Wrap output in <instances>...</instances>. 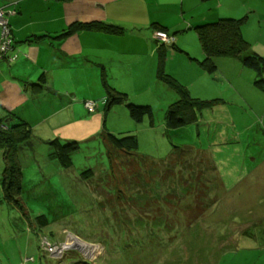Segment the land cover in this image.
<instances>
[{"label": "rangeland", "instance_id": "374dc122", "mask_svg": "<svg viewBox=\"0 0 264 264\" xmlns=\"http://www.w3.org/2000/svg\"><path fill=\"white\" fill-rule=\"evenodd\" d=\"M246 72L236 74L233 93L222 89L224 103L204 110L198 123L177 130H166L167 108L161 104L153 108L154 127L147 121L145 130L129 118L130 126L123 122L121 113L114 118V110L122 107L106 119L102 109L86 113L87 121L77 125L80 130L90 127L88 117L100 118L91 126L92 134L71 141L79 151L69 170L48 159L47 145L35 141L34 150L23 146L22 200L30 219L4 201L0 187V264L25 259H33L30 264H264V89L254 86L253 72ZM175 74L193 79L191 71ZM68 125L50 130L59 136L71 132ZM104 130L133 132L115 136L135 135L138 153L155 161L179 151L175 169L137 164L118 153L111 172L100 139ZM39 133L34 131L37 138ZM200 152L213 158L223 189L215 184L209 200L216 205L190 226L197 211L183 184H207L217 177ZM3 170L0 151V181ZM89 171L93 177L85 181L81 175ZM138 171L144 181L136 180ZM132 184L138 197L155 198L128 202L135 199ZM40 215L47 218V228L38 227ZM49 247L58 250L51 253Z\"/></svg>", "mask_w": 264, "mask_h": 264}, {"label": "crops", "instance_id": "0c3cea01", "mask_svg": "<svg viewBox=\"0 0 264 264\" xmlns=\"http://www.w3.org/2000/svg\"><path fill=\"white\" fill-rule=\"evenodd\" d=\"M10 4L17 5L18 15L10 19V25L20 58L14 63L0 61V118L8 112L16 115L36 133L40 130L43 141H73L92 134L90 128L100 117H88V129L80 130L77 125L87 121L89 114L83 103L104 98L102 67L108 84L127 94L135 105L167 108L177 101L174 92L156 79L158 46L153 36L157 28L177 32L176 46L182 53L169 54L165 71L198 99H223L222 89L233 93L236 74L246 75L247 70L237 61L217 60V77L205 74L198 65L204 55L194 28L221 19L245 18L244 38L257 54L264 55V0H0V8ZM77 22H102L121 28L124 34L80 32L56 38ZM35 36L48 38L30 42ZM177 71L183 76L191 71L193 79L183 80ZM42 74L50 92L39 96L24 92V83H34ZM117 109L122 110H114V118L121 113L122 121L129 124L127 110ZM67 124L72 126L69 133L58 136L50 130V126Z\"/></svg>", "mask_w": 264, "mask_h": 264}, {"label": "trees", "instance_id": "16d2710c", "mask_svg": "<svg viewBox=\"0 0 264 264\" xmlns=\"http://www.w3.org/2000/svg\"><path fill=\"white\" fill-rule=\"evenodd\" d=\"M0 9H4L9 32L7 38V41H9V50L5 54V57H3L0 61L14 63L20 58V53L15 49L10 19L18 15L17 5L10 4L9 6H3V8ZM9 12H12L13 15H8ZM245 23V18L240 20L227 18L194 28L201 52L204 55L203 61L198 62V65L204 73H207L208 75H215L217 72V60L237 61L245 70L255 74L256 79L254 86L258 89H264V57L253 51L251 44L244 38L242 28ZM1 32L2 31L0 28V46L2 44ZM80 32H97L115 36H121L124 34V30L121 28L102 22H77L70 25L67 30H65L62 34H59L56 38L64 39ZM156 33L168 35L172 41L170 44H164L161 41H157L155 38ZM176 35L177 32L171 33L167 29L157 28L153 36V40L158 46L156 79L158 82L162 83L168 89L173 91L175 96H177V101L169 105L165 112L166 130H177L196 124L199 122L201 113L204 110L211 109L220 103H224L223 99L220 98L211 100H202L198 98L193 99L189 90L184 85L166 73L165 65L169 58V54L171 52L182 53L176 46ZM46 38L48 37L35 36L29 41L37 43ZM14 57H16V59H14ZM100 82L104 90V98L91 102L97 103V110L102 109V111H104L105 119L108 117V113L114 108L124 107L127 110L129 119L135 125L144 126L148 121L149 126L151 128L154 127L153 108L148 105H135L130 101L127 94L113 89L107 82V76L103 67L101 68L100 72ZM23 90L24 92H28L33 96L42 95L47 91L50 92L47 87V78L44 74H42L34 83H24ZM86 102L87 101L83 103L84 107ZM100 139L105 144L106 151L108 152L111 172L113 170L112 165L116 160V154L118 153L125 154L128 158L131 157V159H133L134 162H137V164H145L149 162L153 166L159 165L160 167L164 168L168 167L170 170L175 169V157L179 151L170 154L168 159L165 161H155L154 159L142 156L138 153L139 142L135 135L117 137L108 130H104ZM35 141L47 145V147H49V153L47 156L48 159L57 162L64 170H69L72 168V156L79 151V145L76 142L61 141L59 139L43 141L42 139L37 138L34 135V128L12 113L8 112L7 117L0 118V151L3 153L4 163V170L0 181L1 192L4 201L18 208L27 220H29L30 217L27 214L26 209H24L22 200V168L19 160V151L23 146H28V148L25 149L34 150ZM63 142H66V144ZM181 152L186 154L187 150H182ZM200 153H202L201 155L203 161L208 163L211 173H213V175H217V177L214 176V179H210L207 184H187L186 186L183 184V189L186 192L185 196L193 195L196 206L195 210L197 211V214L189 223L190 226L196 220H198V218L207 213L208 209H210L212 205H216L217 201L214 203V201L209 200V191L216 189L215 184L219 183L222 186V181L218 176L219 173L213 158L208 153ZM127 165H130L131 167V162H129ZM123 167L125 168V166ZM81 176L85 181H88L93 177V174L91 171H89L82 173ZM136 177V180L138 181H144V178H146L143 173H140L139 171L137 172ZM132 185L133 186L130 191L133 192L135 199H131V197H129L126 199L128 202L145 199L144 201L149 203V199L155 198L153 194L155 185L153 186L154 188H150V192L153 194L151 198L138 197L135 194V190H133L135 184ZM125 187L129 189L127 186ZM220 193L221 192L218 193L217 197L220 195ZM35 221L40 229H44L49 226V222L44 215L37 216ZM40 251L44 255L48 256L41 249ZM32 262L33 259H25L19 264H30Z\"/></svg>", "mask_w": 264, "mask_h": 264}, {"label": "built area", "instance_id": "2783aa9c", "mask_svg": "<svg viewBox=\"0 0 264 264\" xmlns=\"http://www.w3.org/2000/svg\"><path fill=\"white\" fill-rule=\"evenodd\" d=\"M8 15H13V13L9 12ZM0 28H1V31H2L1 32L2 44L0 46V60H1L3 57H5V54L9 50V48H8L9 41H7L9 32H8L7 20H6V17H5L4 9H0ZM155 38H156L157 41H161V42H163L165 44H170V42L172 41V39L169 38L168 35H165L163 33H156ZM14 59H16V57H14ZM9 61H10V59H9ZM85 108H86V110L89 113H94L97 110V103L86 102L85 103ZM49 249H50L51 253L56 252V250H58V248L51 249V247H49Z\"/></svg>", "mask_w": 264, "mask_h": 264}, {"label": "water", "instance_id": "95a60500", "mask_svg": "<svg viewBox=\"0 0 264 264\" xmlns=\"http://www.w3.org/2000/svg\"><path fill=\"white\" fill-rule=\"evenodd\" d=\"M187 149V148H186Z\"/></svg>", "mask_w": 264, "mask_h": 264}]
</instances>
